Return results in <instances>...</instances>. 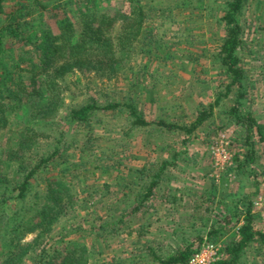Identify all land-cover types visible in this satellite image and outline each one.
Instances as JSON below:
<instances>
[{
  "label": "rangeland",
  "instance_id": "374dc122",
  "mask_svg": "<svg viewBox=\"0 0 264 264\" xmlns=\"http://www.w3.org/2000/svg\"><path fill=\"white\" fill-rule=\"evenodd\" d=\"M15 1L4 0L5 14L14 7ZM140 2L145 8L152 9L150 30L155 44L151 53L126 58L122 69L111 77L98 78L77 72L66 76L61 82L62 109L58 117L31 119L24 113L21 118L13 120L11 132L4 130L0 135L1 154L7 138H15L23 124L32 125L40 135L33 146L35 151L25 153L26 162H29L35 159L36 154L47 151L57 140L60 129L63 131L60 146L70 156L65 169L66 178L78 192V201L45 238L46 248L50 249L61 239L63 242L77 240L89 245L96 232L90 226L105 222L108 214L128 204L131 195H128L126 183L133 177L128 172L131 168L146 166L155 171L162 160L172 164L163 172L161 185L156 189L157 198L168 186H180L183 180L193 179L201 182L195 187L196 202L200 199L198 195L202 185H212L206 194H213L210 199L204 197L207 202L201 204V211L205 207L209 210L205 220L200 218L189 229L179 226L169 230L167 207L159 205V201L154 202V208L146 215L133 218L135 226L146 227L143 237L130 236L127 234L130 228L121 226L116 235L105 236L95 243L87 264H146L143 257L150 260L145 252L148 246L159 255L169 254L181 243L193 241L195 247V237H206L210 228L219 227L223 218L231 216L234 209L241 212L244 200L252 204L264 185V140L260 142L254 138L256 162L245 167L243 172L236 170L235 159H242L244 148L240 143L243 130L229 115L233 94L219 100L212 117L189 135L176 130L167 131L155 124L162 120L175 125H189L196 110L213 103L216 95L222 92L225 79L215 63L214 54L223 35L218 18L222 14L224 0ZM96 6L105 11L127 10L129 2L96 0ZM47 22L52 24L49 19ZM242 22L243 44L239 56L247 80L245 98L239 111L242 114L250 112L259 124L264 125V0L248 1ZM88 97L94 98L99 105L111 102L120 105L113 110L95 112L85 125L63 120L64 108L81 104ZM129 104L139 117L149 122L148 125H131L132 117L125 106ZM220 134H225L233 143L229 148L232 158L224 175L216 181L212 176L209 149ZM48 171H42L33 182L37 190L43 189L44 180L55 174L56 168ZM8 176L14 180L11 171ZM93 191L97 194L93 195ZM232 223L222 227L211 240L222 245L233 240L235 229H230ZM256 226L262 228L258 215ZM31 237L27 236L26 240ZM1 261L0 257V264ZM22 264L32 263L26 260ZM240 264H264V258L255 247H249L241 256Z\"/></svg>",
  "mask_w": 264,
  "mask_h": 264
},
{
  "label": "trees",
  "instance_id": "16d2710c",
  "mask_svg": "<svg viewBox=\"0 0 264 264\" xmlns=\"http://www.w3.org/2000/svg\"><path fill=\"white\" fill-rule=\"evenodd\" d=\"M248 1L224 0L218 18L223 35L214 58L225 79L222 92L216 95L213 103L198 108L189 125L155 122L167 131L189 135L212 117L219 100L233 94L229 115L243 130L240 140L244 148L242 159H235L236 170L241 172L256 162L254 138L260 142L264 140V125L259 124L250 112L242 114L239 111L247 80L239 50L243 44L242 17ZM128 2L127 10L105 11L96 6V0H16L14 7L5 14L4 0H0V15L3 16L0 17V135L4 130H12L13 120L24 113L31 119L58 117L62 109L61 82L66 76L77 72L98 78L111 77L122 69L126 58L151 53L155 44L150 30L152 9L145 8L140 0ZM48 19L52 24L47 22ZM119 105L118 102L99 105L94 98L88 97L81 104L64 108L62 118L67 123L85 125L95 112L113 110ZM125 106L132 117V126L149 124L137 115L132 105ZM57 126L60 128L59 122ZM62 134L60 129L50 148L36 154L29 162H26L25 153L35 149L38 131L25 123L15 138L6 139L4 152L0 154L2 264H22L26 260L32 264H87L95 243L105 236L116 235L121 226L130 228L127 234L136 238L147 232L143 225L135 226L133 218L153 209L150 202L156 195L165 168L172 165L167 160H162L155 171L146 166L129 169L133 177L126 183L128 195H131L128 204L108 214L105 222L90 226L96 232L89 245L61 239L53 249L46 248L45 238L78 201V192L66 178L70 156L60 146ZM59 166L61 168L57 169ZM55 168L56 173L44 180L43 189L37 190L33 182L40 173L48 169L52 172ZM10 171L13 181L8 176ZM104 187L108 188L107 185ZM91 193L97 194L96 191ZM241 205V212L234 209L231 216L223 218L219 227L213 226L207 232L206 238L211 240L223 226L233 222L230 228L236 227L242 221L237 228L238 238L223 244V257L214 264H240L241 256L249 247H255L264 258V230L256 226L257 214L252 210L251 201L246 199ZM29 235L32 237L26 240ZM194 240L197 242L195 247L193 241L181 243L167 255H159L148 246L145 252L150 260L144 256L143 261L146 264H186L203 242L199 236Z\"/></svg>",
  "mask_w": 264,
  "mask_h": 264
},
{
  "label": "crops",
  "instance_id": "0c3cea01",
  "mask_svg": "<svg viewBox=\"0 0 264 264\" xmlns=\"http://www.w3.org/2000/svg\"><path fill=\"white\" fill-rule=\"evenodd\" d=\"M199 185H201V182L197 183V182H194L193 179H186L185 181L183 180L180 186H175V185L168 186L166 189H164L163 195H161L159 198H157L156 195L153 197V199L150 202L151 204L150 208L152 207L154 208V205H155L154 202L159 201L160 202L159 205H162L164 208L167 207L165 208V210L166 209L168 210V219L170 220L169 230L179 228V226L189 229L194 225L195 222L197 223L198 220H200V218L202 220L206 219L205 215H206V212H208L209 210H208V207H205L201 211L200 210L201 204L204 205L207 202L204 197H207L210 199V195L213 194V192L210 194H206L207 192L206 190H208L211 184L210 185L205 184L206 186L202 185L201 187L202 193L199 190V195H198L200 199L195 202L194 199L196 198L195 196L197 195L195 194V191L197 189L195 187ZM215 192H216V189H215ZM186 201H187V205H186ZM220 224H222V222ZM241 224H242V221L240 220L239 223L236 224V227L233 226L230 228V229L232 228L235 229L234 239L238 238L237 228ZM214 227L216 228V225ZM223 227H226V226H223Z\"/></svg>",
  "mask_w": 264,
  "mask_h": 264
},
{
  "label": "built area",
  "instance_id": "2783aa9c",
  "mask_svg": "<svg viewBox=\"0 0 264 264\" xmlns=\"http://www.w3.org/2000/svg\"><path fill=\"white\" fill-rule=\"evenodd\" d=\"M230 141L225 134H220L216 142L210 147L211 166L213 169V177L218 181L224 175L227 166L231 161ZM252 210L259 217L261 229L264 230V185L252 201ZM223 245L221 242H216L203 238V242L197 251L190 257L186 264H214L217 260L223 257Z\"/></svg>",
  "mask_w": 264,
  "mask_h": 264
}]
</instances>
